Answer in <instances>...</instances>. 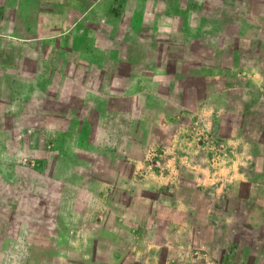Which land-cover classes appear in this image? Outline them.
<instances>
[{"label":"rangeland","instance_id":"obj_1","mask_svg":"<svg viewBox=\"0 0 264 264\" xmlns=\"http://www.w3.org/2000/svg\"><path fill=\"white\" fill-rule=\"evenodd\" d=\"M123 1L118 19H91L61 44L41 43L70 71L52 97L10 87L20 83L11 77L21 74L20 53L38 44L0 40L11 51L0 78V241L22 230L53 244L66 218L108 186L104 224L116 247L144 238L176 257L161 264H264V0ZM14 5L0 0V31L36 33L41 19H15ZM94 32L106 37L98 60L78 49L62 56ZM219 90L215 117L188 141L197 159L213 161L214 180L203 183L197 168L185 199L157 176L146 180L175 132L194 123L181 105ZM102 169L117 171L111 183L96 178ZM122 264L141 263L129 254Z\"/></svg>","mask_w":264,"mask_h":264},{"label":"crops","instance_id":"obj_2","mask_svg":"<svg viewBox=\"0 0 264 264\" xmlns=\"http://www.w3.org/2000/svg\"><path fill=\"white\" fill-rule=\"evenodd\" d=\"M14 2L15 19H26L29 14L30 18L41 20L36 33L29 35H20L16 32H13L12 35H5L6 31H0L2 44H5L6 37L15 39L16 43L20 44H38L37 47L20 53V59L16 64H18L21 74L19 76H15V73L11 74L13 75L11 77H17L14 80L20 83L10 85V87L31 89L30 94L45 89L46 97L53 96L52 89L54 87L68 86V80L65 77H69L70 71L64 67L66 63H62L61 66L52 58L55 56L53 48H43L41 43L59 41L61 44L62 40L64 41L65 37L74 31L75 26L87 23L91 19L99 25L101 24L99 19H118L116 9L118 6L122 7L121 14H124L123 11L127 3L123 0H14ZM99 28L101 32V26ZM100 32L81 35L77 43L78 47L64 48L62 56H67L78 49L77 54L81 58L90 59L92 57L95 61L98 60V57L102 55L103 39L106 38ZM2 44L0 43V78L5 81L9 72L5 65L7 60L5 58L10 55L11 51L4 50ZM118 53L119 51L115 49L111 55L117 56ZM57 75L62 77L61 81L56 80ZM93 86L100 87L101 83H94ZM190 92L185 91L189 98L194 93V87ZM218 93L220 90L216 94L207 91L201 99L193 98L189 104L181 105L182 108L193 113L194 123L188 126L181 125L182 128L175 132L172 142L163 148L164 152L161 153L158 163L150 165L146 180L157 176L163 183L161 185L163 189L167 185H175L173 192L175 197L181 196L180 198L183 197V199H185L182 194L183 185L187 183L185 179L187 176L189 178L197 177V168L203 170L199 176L203 183L207 184L210 180H214L216 176L210 171L213 161L208 163L206 161L208 159L204 161L197 159L195 155L197 146L188 141L197 136L199 122L212 120L215 117L216 109L223 102V99L217 96ZM237 108L239 109V107ZM47 113L53 114V111ZM116 174L117 171L114 169L110 171L102 169L97 172L96 178L111 183ZM107 187L92 194L85 212L75 211L72 217L69 215L66 218V223L60 227L53 244L43 245L34 242L22 230L13 238L3 237L0 241V264H122L129 254L134 255L135 260L140 261L141 264H161L163 260L175 262L174 255H166L165 243L142 238L129 246L124 242L122 248L116 247V231L104 224L109 199ZM117 222V226L127 230V223L124 224L123 220L120 221L119 218ZM103 243L110 245L105 248ZM153 246L157 247L152 250Z\"/></svg>","mask_w":264,"mask_h":264}]
</instances>
